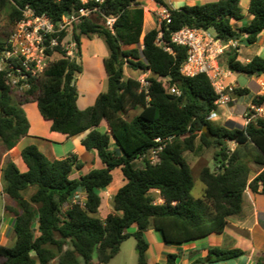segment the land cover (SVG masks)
<instances>
[{"label": "trees", "instance_id": "16d2710c", "mask_svg": "<svg viewBox=\"0 0 264 264\" xmlns=\"http://www.w3.org/2000/svg\"><path fill=\"white\" fill-rule=\"evenodd\" d=\"M150 1L169 9L171 23L157 24L145 35V10L139 0H105L99 13L75 27L73 40L78 56H82L84 38L102 39L109 52L104 60L108 90L100 93L91 107L82 110L78 106L75 78L83 66L68 58L60 47L48 54L57 52L62 57L51 61L39 77L31 80V87L20 94L6 74L0 73L2 151L12 150L29 135L31 125L23 106L36 102L41 117L51 122L52 132L69 137L88 132L81 144L103 165L82 174L84 163L78 155L51 160L36 145L22 152L26 173L6 158L2 177L8 202L4 210L14 219L15 243L0 245V264H51L54 260L59 264H109L130 237L136 240L137 264H148V230L155 229L165 243L180 247L227 232L228 220L243 213L248 189L264 196V120L249 121L244 127L213 122L211 117L219 112L220 95L205 74L189 78L181 73L187 49L171 43L174 33L188 27L211 30L214 37L225 42L246 35L247 44H254L264 32V0H251L248 12L252 19L241 27L237 23L246 20L242 0L184 5L178 10L170 9L165 0ZM83 6L80 0H0V11H8L13 25L27 7L38 15L46 14L56 24L67 12ZM106 18H117L113 31L105 25ZM12 31L7 39L0 40V55ZM160 32L171 52L157 45ZM136 45L142 50L124 49ZM222 59L234 76H264V57L255 56L244 63L238 52L230 49ZM126 67L149 74L148 88L144 89L138 79L124 80ZM67 76L73 81L68 83ZM236 84L237 96L250 94L246 86L240 87L238 81ZM172 88L180 95L171 93ZM263 104L264 96L252 99L255 107ZM135 109L142 112L127 120L125 116ZM104 121L110 132L99 130ZM158 137L172 138L160 154V163L136 166L156 146ZM111 139L115 150L111 149ZM229 142L234 143V150ZM200 148L216 149L218 164L215 170H201L205 191L195 199L191 194V163L186 155ZM245 160L262 168L254 179L249 177L251 168ZM116 169L121 170L126 184L112 198L113 212L102 219L101 191L112 185ZM77 172L79 176L73 178ZM30 190L33 192L27 198L25 194ZM79 192L85 194V205L72 203ZM133 227L137 231L129 232ZM245 254L240 248L212 247L205 258L193 264L226 263ZM96 256L97 263H93ZM179 260L177 253H170L161 264H178Z\"/></svg>", "mask_w": 264, "mask_h": 264}, {"label": "crops", "instance_id": "0c3cea01", "mask_svg": "<svg viewBox=\"0 0 264 264\" xmlns=\"http://www.w3.org/2000/svg\"><path fill=\"white\" fill-rule=\"evenodd\" d=\"M147 1L150 2L149 6L152 11L159 9V7L161 6L154 3L153 1ZM210 1L215 2L219 0H165V3L170 9L178 10L184 5H201ZM250 3L251 0H242L240 2V5L246 15V20L243 23H237L238 27L243 26L245 23H248L252 19V16L248 12ZM145 27L146 20L144 23V28ZM155 27L156 26H154L153 28ZM153 28H150L148 32ZM144 32L147 33V31L145 30ZM246 37L247 36L244 35L240 40L241 48L238 52L240 61L248 63L255 56L264 57V32L259 36L257 42L254 44H247ZM86 41L87 39L84 40V43H86ZM238 77L239 76H234L233 73H231V76L226 78L225 83L231 85L235 89L237 87L236 82ZM259 82H262L261 84L264 88V76H253L250 79H247L246 87L250 90V94L244 97L236 95L228 103V105H234L235 109L227 108L228 105L220 107L219 112L211 117L212 121L215 123L217 122V124L220 121V123L226 126L230 124L233 125L235 122L239 124V127H244L246 123H243L242 116L245 114L247 109L238 108H240L242 105H244L245 107H251L253 98L259 95L264 96V90L260 91V85L258 84ZM77 86L79 88V108L84 110L88 107L93 106L95 102L92 104L89 102L88 94L86 93L85 88L78 83ZM23 108L26 111L25 113L31 125L29 135L21 139L18 145L10 151H2L0 149V195H2V197L4 198L2 213L3 229L0 230L1 242H4V233L12 234V240L13 235H15L13 232L14 219L12 216L7 215L4 210V207L8 202V197L4 193V181L2 177V168L4 166L6 158L10 157V159L16 164L20 172L26 173L28 171V167L23 161L22 152L27 146L36 145L40 149V151L51 160L62 158L64 159L72 153L78 155L79 159L84 163V166L80 172L82 174H87L92 169H100L103 167L101 160L97 157V155L95 153L87 152V150L81 144L82 140L87 136L88 132L79 134L74 137H69L63 134L64 140L61 141H54L50 138L36 135V131L40 128H43L44 126V122L41 121L44 119L39 113L40 111L38 108V104L36 102L28 103L25 104ZM31 115L36 116L37 121L35 123L31 120ZM99 130L101 132L111 131L110 127L105 121L102 122ZM56 134L57 132H53L52 136H58ZM261 169H259L258 172L253 175L252 179H254L259 174ZM117 171H119V173L121 174V183L118 186L111 188L113 187L112 183L110 187L101 191L103 204L101 210H99V216L102 219H105L107 215L113 212L114 209L112 207V198L117 193V191L126 184V180L124 179V176L120 169H116L115 171H113V177L115 172ZM78 176L79 172L74 174L73 178ZM245 195L246 197L244 196L243 213L239 216H233L228 220L227 232L223 234H212L211 236L203 240H197L178 247V245H168L167 243H165L162 237L163 235L160 232L155 231V229L148 230L145 235L149 243V249L147 251L148 264L164 263L167 260L168 254L170 253H177L179 255L180 260L178 261V264H193L194 261L198 260L199 258H205L208 254V249L212 247H220L225 249L240 248L246 253L244 256L238 259L218 264H256L258 260L264 261V196L260 194H253L251 190L245 192ZM159 202L162 201L160 200ZM133 228L135 229L131 233H135L137 231V227ZM2 245L5 244L2 243ZM55 262L56 260L52 261L51 264H54ZM93 263H97V256L94 257Z\"/></svg>", "mask_w": 264, "mask_h": 264}, {"label": "built area", "instance_id": "2783aa9c", "mask_svg": "<svg viewBox=\"0 0 264 264\" xmlns=\"http://www.w3.org/2000/svg\"><path fill=\"white\" fill-rule=\"evenodd\" d=\"M85 6L72 12H67L58 22H52L46 14L38 15L35 10L27 7L22 11L23 16L18 20L12 34L6 40L5 50L0 55V73H5L13 88L20 93L31 87V80L39 77L45 68L52 61L53 56L48 54L60 47L66 52L68 58L74 59L76 53V42L73 40V31L85 19L99 13V6L105 0H80ZM158 22L171 23V15L168 8L160 6L158 9ZM117 18H106L105 25L113 31V25ZM65 34L63 40L61 36ZM171 43L187 49V60L182 65L181 73L189 78L200 74L208 76L216 92L220 95L217 101L218 107L226 106L232 100L231 93L227 90L235 91L231 85L226 84V78L231 76V71L223 65L222 58L225 53L234 49L239 52L241 48L240 40L235 39L222 41L212 36L209 31L183 27L171 37ZM157 45L163 47L164 51L171 52L163 41V32L157 38ZM61 55V54H59ZM165 81V80H163ZM144 89L149 83L147 77L140 80ZM171 93L180 95L176 88H172ZM264 120V104L259 107L252 105L249 114L246 115L245 123L252 120ZM172 138L156 139V146L153 147L140 160L151 164H159L160 154L165 149L167 142ZM85 194L77 193L73 204L85 205Z\"/></svg>", "mask_w": 264, "mask_h": 264}, {"label": "rangeland", "instance_id": "374dc122", "mask_svg": "<svg viewBox=\"0 0 264 264\" xmlns=\"http://www.w3.org/2000/svg\"><path fill=\"white\" fill-rule=\"evenodd\" d=\"M139 2L141 3L142 7L145 10L146 27L144 28V30L148 32L150 28H153L154 26L157 25L158 9L152 11L149 6L150 2H148L147 0H142V1L140 0ZM9 16L10 15L7 10L0 11V40L7 39L8 35L10 34L11 30L14 27L13 23L10 21ZM209 33L212 36L214 35V32L211 30H209ZM145 34L146 32H144L143 35ZM84 40H86V38L83 39V43H84ZM83 43H82V56H78L77 53H75L74 55V59H76L77 62L83 66L82 67L83 71L81 74L76 76L75 82L85 88V91L88 94L89 102L92 104L95 102V100L97 99L100 93L108 90V77L104 70L105 68L104 58H106L109 55V52L105 45L106 43L100 38L87 39L86 43L84 44ZM134 47L138 48L140 51L142 50L141 45L124 47V49L126 50V49H131ZM61 57H62L61 55L55 54L52 58V61L58 60ZM141 58L142 60H144L143 57ZM222 63L225 66L223 59H222ZM148 75L149 74H146V77H148ZM144 77L145 75L138 71H133L128 67L125 68L124 80L128 78H134V79L141 80ZM163 82L167 83V80ZM261 83L262 82H259L258 84L260 85V91H263L264 88L262 87ZM227 92L231 93L232 98L236 96L235 92H232L231 90H227ZM259 96H262V95H259ZM227 108L235 109L234 105L232 104H229ZM238 109H247L245 114L242 116L243 123H244L246 121L245 120L246 115L249 114L250 112V106L245 107L244 105H242ZM141 112H142V109L132 110L125 116V118L127 120H131L135 116H139ZM31 120L35 123L37 121L36 116L31 115ZM41 121L44 122V126L43 128H40L39 130L36 131V135H41L43 137L50 138L51 140H54V141L64 140L63 134L57 133L56 135L58 136H52L53 132H51L50 130V126H51L50 122H46L44 120H41ZM218 124H222V123H220L219 121ZM233 125L235 127H239L238 123L234 122ZM228 146L230 147L231 150L235 149L234 143L229 142ZM111 149L115 150L114 141L112 139H111ZM216 152L217 150L214 148H211V149L200 148V149H197L194 153H187L186 155L187 159L191 163V171H192V176L194 178V189L192 190L191 194L193 198L195 199L201 198L203 196V192L205 191L204 183L200 180L201 170L204 167H209L210 169L215 170V168L217 167L218 162L216 161V157H215ZM247 162H248V166L251 168L249 177L250 179H252L253 175L257 173L258 170L261 169V167L254 164L253 161H247ZM144 164H146L145 161L138 160L136 163V166L142 168ZM121 179L122 177L119 171L115 172L113 187L111 188L118 186L121 183L120 182ZM32 192L33 190L28 191L25 194V196L28 198ZM244 196L246 197L245 193H244ZM3 205H4V198L2 197V195H0V230L3 229V226H2ZM134 229L135 228H130L128 231L133 232ZM4 238H5L4 242L0 241L1 243L0 245H2V243L8 246L14 245L15 235H13V240H12V234L4 233ZM137 259H138V254L136 251V240L130 237L122 243L120 253L117 255L116 258L112 259V261L109 264H137ZM54 264H59V263L56 260Z\"/></svg>", "mask_w": 264, "mask_h": 264}, {"label": "water", "instance_id": "95a60500", "mask_svg": "<svg viewBox=\"0 0 264 264\" xmlns=\"http://www.w3.org/2000/svg\"><path fill=\"white\" fill-rule=\"evenodd\" d=\"M73 77L67 76V82L70 83L72 81ZM240 87H245L247 83V79L243 76H239L237 79Z\"/></svg>", "mask_w": 264, "mask_h": 264}]
</instances>
